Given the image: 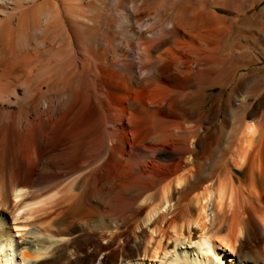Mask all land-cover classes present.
Here are the masks:
<instances>
[{
    "label": "bare ground",
    "instance_id": "1",
    "mask_svg": "<svg viewBox=\"0 0 264 264\" xmlns=\"http://www.w3.org/2000/svg\"><path fill=\"white\" fill-rule=\"evenodd\" d=\"M261 1L0 0V264H264Z\"/></svg>",
    "mask_w": 264,
    "mask_h": 264
},
{
    "label": "rangeland",
    "instance_id": "2",
    "mask_svg": "<svg viewBox=\"0 0 264 264\" xmlns=\"http://www.w3.org/2000/svg\"><path fill=\"white\" fill-rule=\"evenodd\" d=\"M262 8H264V0H262L261 2H258L256 4V6L249 10V13H254L256 11H260ZM224 14L226 15H235L236 12L235 11H228V13L225 11H223ZM263 55V56H262ZM262 55L258 58V60L253 63L252 65H250L248 68L245 69H241L239 70L237 76L241 75L242 81H244L243 83H245V86L242 89V94L239 96L240 99H237L238 102H240V107H242L243 109L245 108V110L249 109L250 107L254 106V105H258L259 107H263L264 108V52L262 53ZM255 67V68H254ZM252 69V70H250ZM255 69V70H254ZM245 74V75H244ZM248 76V77H247ZM250 77V78H249ZM257 77V78H255ZM246 78V79H245ZM255 78V79H254ZM245 79V80H244ZM257 79V81H256ZM251 80V82H250ZM256 82H255V81ZM246 81V82H245ZM254 82V83H253ZM235 82L232 81L229 85L228 88H231L232 84H234ZM247 83V84H246ZM250 83V84H249ZM255 84L254 86L251 85ZM252 87V88H251ZM251 88V89H249ZM220 87L217 86L214 90L215 91H220ZM209 91H212L211 88L208 89ZM248 90V91H247ZM247 91V92H246ZM245 92V93H244ZM244 96V97H243ZM248 96V97H247ZM243 97V98H242ZM247 97V98H245ZM247 100L246 102L244 100ZM212 101V100H211ZM211 101L209 103H207V108H209L211 106ZM243 101V102H242ZM249 101V102H248ZM242 102V103H241ZM245 102V104H244ZM248 102V103H247ZM256 103V104H255ZM242 104V105H241ZM245 106H244V105ZM248 108H247V107ZM262 129V128H261ZM262 130H260L261 132ZM259 132V130H258ZM257 133V132H255ZM258 135V134H254ZM212 207V209L209 210L211 217L213 216V213H215L216 210V203H211L210 204V208ZM226 264H230L229 261H227Z\"/></svg>",
    "mask_w": 264,
    "mask_h": 264
}]
</instances>
